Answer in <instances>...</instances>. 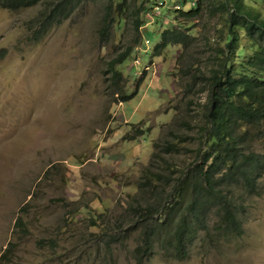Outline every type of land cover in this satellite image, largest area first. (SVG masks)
<instances>
[{"label": "rangeland", "instance_id": "obj_1", "mask_svg": "<svg viewBox=\"0 0 264 264\" xmlns=\"http://www.w3.org/2000/svg\"><path fill=\"white\" fill-rule=\"evenodd\" d=\"M161 1L154 13L171 20L165 6L178 0ZM104 2H84L35 41L31 32L41 4L14 12L0 7V255L9 247L0 264H137L136 233L105 253L90 237L95 229L86 222L87 210L109 208L119 224L134 217L127 200L152 142L163 141L173 116L168 102L178 47L154 50L169 23L151 14L137 29L127 13L125 28L101 39ZM202 42L194 41L183 56H208ZM130 45L138 51L121 66L120 84L132 93L139 83L130 99L120 101L105 69ZM138 128L142 132L135 133ZM244 204L239 236L212 246L196 239L183 260L156 246L143 264H264V175L259 194ZM24 206L27 232L21 234L15 224Z\"/></svg>", "mask_w": 264, "mask_h": 264}, {"label": "trees", "instance_id": "obj_2", "mask_svg": "<svg viewBox=\"0 0 264 264\" xmlns=\"http://www.w3.org/2000/svg\"><path fill=\"white\" fill-rule=\"evenodd\" d=\"M86 1L0 0V7L14 12L41 4L31 32L35 41ZM157 3L105 0L98 29L99 37L107 38L111 29L125 28L128 16L138 29L145 24L143 16L151 14L156 22L169 23L154 50L178 47L171 76L173 97L179 102L169 100L174 112L163 141L152 142L150 159L127 200L134 217L119 224L111 219L109 208L87 210L86 222L95 229L89 231L90 237L105 253L136 233L132 254L137 264H143L156 246L164 255L183 260L196 239L212 246L219 238L239 236L244 200L259 194L264 175V0H178L173 7L165 6L171 20L161 13L158 18L154 9L163 2ZM199 39L208 56H183ZM136 47H126L106 64L112 93L120 101L137 91L139 79L132 93L120 84L121 66L129 65ZM24 210L25 206L20 208L15 224L21 234L27 232Z\"/></svg>", "mask_w": 264, "mask_h": 264}]
</instances>
